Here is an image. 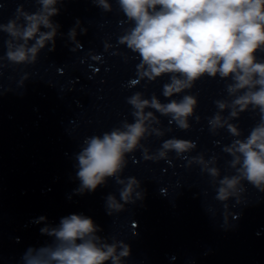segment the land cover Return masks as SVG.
<instances>
[{
    "label": "clouds",
    "instance_id": "1",
    "mask_svg": "<svg viewBox=\"0 0 264 264\" xmlns=\"http://www.w3.org/2000/svg\"><path fill=\"white\" fill-rule=\"evenodd\" d=\"M113 2L126 18L117 46L138 61L135 78L127 86L143 83L144 91L125 97L131 122L124 118L108 131L84 137L72 154L78 181L74 194L94 193L114 180L116 192L104 197L110 217L142 202L146 194L142 181L123 176L129 155L137 151L145 161L170 163L174 154L186 160L188 167L199 166L210 178L214 198L225 208H230L231 201L244 204L249 185L264 193V0H91L103 13L113 12ZM34 3L35 11L18 3L7 22L0 15V41L5 49L0 54V75L9 65L36 64L42 51H55L58 37H67L65 46L73 53L83 47L78 36L86 35L88 29L79 19L67 34L54 20L65 0ZM3 7L0 3V10ZM112 48L104 42L105 51ZM113 54L122 55L126 62L129 59L126 53ZM89 56L102 62L101 55L89 52ZM165 77L159 96L146 95L148 85ZM28 79L24 73L21 84ZM205 79L224 82V94L213 101L216 111L206 117L210 134L217 136L224 130L231 137L227 144L216 141L229 157L223 170L216 153L207 158L203 152L189 155L197 149L195 141L176 136L163 139L173 126L188 131L191 120L201 121L199 92L193 90ZM245 113L255 117L247 133L240 126ZM153 137L160 141L154 150L146 144ZM30 223L43 225L39 232L48 240L26 248L19 264H127L132 256L129 243L115 235H101L104 229L83 213L65 215L58 223L42 215Z\"/></svg>",
    "mask_w": 264,
    "mask_h": 264
}]
</instances>
